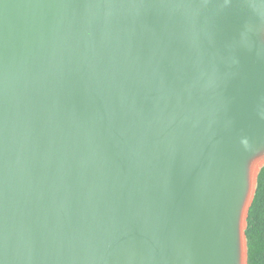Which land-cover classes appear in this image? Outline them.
<instances>
[{
    "label": "water",
    "instance_id": "1",
    "mask_svg": "<svg viewBox=\"0 0 264 264\" xmlns=\"http://www.w3.org/2000/svg\"><path fill=\"white\" fill-rule=\"evenodd\" d=\"M263 155L264 0H0V264H248Z\"/></svg>",
    "mask_w": 264,
    "mask_h": 264
},
{
    "label": "trees",
    "instance_id": "2",
    "mask_svg": "<svg viewBox=\"0 0 264 264\" xmlns=\"http://www.w3.org/2000/svg\"><path fill=\"white\" fill-rule=\"evenodd\" d=\"M247 263L264 264V165L257 175L256 190L245 228Z\"/></svg>",
    "mask_w": 264,
    "mask_h": 264
},
{
    "label": "rangeland",
    "instance_id": "3",
    "mask_svg": "<svg viewBox=\"0 0 264 264\" xmlns=\"http://www.w3.org/2000/svg\"><path fill=\"white\" fill-rule=\"evenodd\" d=\"M263 157H264V155H263ZM263 157H262V159H261V160H263V161H261L262 164H264V159H263ZM262 164H261V165H262ZM261 165L257 166V168H259Z\"/></svg>",
    "mask_w": 264,
    "mask_h": 264
},
{
    "label": "bare ground",
    "instance_id": "4",
    "mask_svg": "<svg viewBox=\"0 0 264 264\" xmlns=\"http://www.w3.org/2000/svg\"><path fill=\"white\" fill-rule=\"evenodd\" d=\"M263 159H264V157H263ZM261 161H263V160H260L259 163H261ZM257 164H258V163H257ZM261 164H262V163H261ZM261 164H260V165H261Z\"/></svg>",
    "mask_w": 264,
    "mask_h": 264
}]
</instances>
